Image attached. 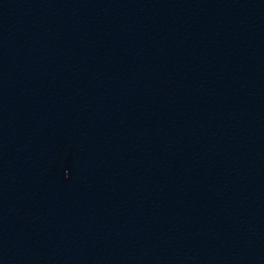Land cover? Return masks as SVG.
I'll use <instances>...</instances> for the list:
<instances>
[{
    "label": "water",
    "instance_id": "obj_1",
    "mask_svg": "<svg viewBox=\"0 0 264 264\" xmlns=\"http://www.w3.org/2000/svg\"><path fill=\"white\" fill-rule=\"evenodd\" d=\"M0 264H264V0H0Z\"/></svg>",
    "mask_w": 264,
    "mask_h": 264
}]
</instances>
